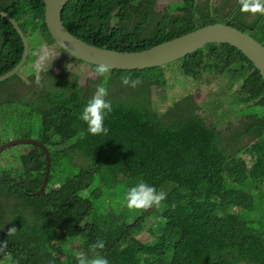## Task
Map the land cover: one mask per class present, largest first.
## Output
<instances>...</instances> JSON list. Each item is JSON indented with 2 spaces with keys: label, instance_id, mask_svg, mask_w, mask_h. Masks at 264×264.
<instances>
[{
  "label": "trees",
  "instance_id": "obj_1",
  "mask_svg": "<svg viewBox=\"0 0 264 264\" xmlns=\"http://www.w3.org/2000/svg\"><path fill=\"white\" fill-rule=\"evenodd\" d=\"M158 2L74 0L66 7L63 22L90 45L131 53L218 22L252 37L253 25L260 26L256 20L253 25L239 20L244 13L235 0H222L226 9L214 10L210 0H181L166 12L156 11ZM0 12L11 16L30 42L25 70L35 64L33 52L39 45H56L45 23L43 0H0ZM22 52L13 26L0 18V76L20 62ZM177 68L182 77L196 82L226 78L231 89L221 88L204 107L197 106L193 95L174 99L173 107L160 113L159 104L166 99L152 100V90L169 87L168 72ZM22 73L0 82V146L9 133L13 137H32L30 130L40 133L39 141L52 156V174L47 194L33 197L44 184L47 168L41 148L31 145L29 155L0 160V186L5 189L0 196L6 193L0 203V241H8L16 264H76L77 251L69 246L73 240L89 257L100 254L110 264H131L134 254L141 264H264V232L254 230L241 216L254 209L247 191L264 185V84L242 52L228 44H209L166 67L111 71L106 84L97 77L87 86H81L73 73L67 85L56 86L60 78L49 71L53 87L25 93L17 88L35 83V74L31 68L33 77L25 81L19 77ZM122 75L141 83L136 88L124 86ZM100 84L108 89L113 111L104 121L107 134L92 135L80 117ZM232 113L242 120L225 134L218 124L227 123ZM131 163L139 174H130L126 165ZM11 177L18 186L3 182ZM140 182L167 193L159 211L123 209L120 188L128 185L129 190ZM148 218L168 219L158 222H167L171 231L153 232L154 240L142 243L137 235L148 232L143 227ZM13 227L16 232L8 237ZM122 231L129 232L123 247ZM114 233L119 234L118 241L113 240ZM97 241H103L104 248L93 251L91 245ZM62 249L68 252L66 260L59 256Z\"/></svg>",
  "mask_w": 264,
  "mask_h": 264
},
{
  "label": "water",
  "instance_id": "obj_2",
  "mask_svg": "<svg viewBox=\"0 0 264 264\" xmlns=\"http://www.w3.org/2000/svg\"><path fill=\"white\" fill-rule=\"evenodd\" d=\"M74 0H43L45 6V23L48 31L55 41L56 45L68 53L75 60L97 66L106 64L110 66L111 71L134 72L146 71L174 64L182 58L198 51L209 44H228L248 58L255 69L260 73L264 84V46L248 33H245L235 27L215 23L201 27L193 32L185 34L176 39L167 41L149 50L142 52H119L107 48H99L90 45L76 37L69 31L63 22V13L66 7ZM0 18L7 20L14 28L21 39L24 52L21 60L8 73L0 76V82L5 81L16 75L28 60L30 55V46L27 37L19 26L13 21L12 17L6 13L0 12ZM19 144H32L41 148L47 159V168L45 172L44 184L41 191L34 197L44 195L47 190L52 168V159L48 147L42 142L32 138L14 139L7 141L0 146V155L9 150L10 147Z\"/></svg>",
  "mask_w": 264,
  "mask_h": 264
},
{
  "label": "rangeland",
  "instance_id": "obj_3",
  "mask_svg": "<svg viewBox=\"0 0 264 264\" xmlns=\"http://www.w3.org/2000/svg\"><path fill=\"white\" fill-rule=\"evenodd\" d=\"M181 0H159L158 4L156 5V11L160 12H166L168 9V6L172 3L180 2ZM236 4L238 3V0H235ZM210 6L211 9L214 10V8H223L226 9V7L222 6V0H210ZM244 19L239 18L241 21H248L249 24L253 25V20H256L260 23V26L253 25L252 27V34L253 37L261 40L264 42V17L260 15H251V14H244ZM21 30V29H20ZM262 43V42H261ZM30 46V42H29ZM47 48V50L50 53V59L48 61V71L42 72L41 75V83L37 84L35 83H29L26 86H20L17 88V91L20 93H25L28 90H39L46 87H53L51 85V77L49 76V71H52L54 75H58L59 84L56 86H65L68 84V82L71 80L70 75L72 73L79 77V84L80 85H88V80H97V75L95 73V70L91 69V67L87 65H79L75 61L72 60V58L68 55L63 54L60 49L54 45V46H46V45H39L33 52V55L36 56V53L40 51L42 48ZM31 49V46H30ZM31 56V53H30ZM29 58V57H28ZM36 56V60H37ZM53 60V61H52ZM174 67V66H173ZM31 68H33V65L29 66L26 70L24 67L21 68V70L18 72H24L19 77L22 80L28 81L30 78L33 77V73H31ZM24 69V70H22ZM173 71L177 73L176 75L173 74ZM17 73V74H18ZM178 68L175 70H171L168 72V85L169 87L165 89H160L159 87H154L152 90V96L151 99L155 100L156 102L160 103L164 98L166 100H163L159 104L160 113H165L170 108L173 107L174 103L173 100H180L181 98L184 99L189 95H193L195 98V102L197 106L204 107L206 106L207 102H210L212 99H214L216 96H218L219 91L221 88L231 89V86L229 85V81L226 78L221 79H208L204 78L200 81L196 82L192 79H186L182 77L179 74ZM69 74V75H68ZM211 80V84H209V81ZM234 88L238 89L240 87V82H234ZM222 96L225 97V94H222ZM225 108H228L225 105ZM200 114L206 115L205 111H200ZM37 119L35 115H33ZM213 119V117H211ZM210 118V119H211ZM242 120V117L238 113H232L229 117L227 123L225 124H218L219 129L221 131H224L225 134H229L232 130H234L236 127L240 125V122ZM245 120V119H243ZM231 124V126H230ZM34 126H38L35 123H33ZM32 125V126H33ZM34 135L32 137L26 136V135H18L16 137H13L8 135V137H5L3 141H8L10 139H24V138H32L39 140L40 139V133L35 132L33 130H30ZM246 142V140H245ZM34 150V147L31 145H21L10 148V151L8 150L2 157H0V160L8 159V161L12 160V157L14 160H17L20 154L29 155V153ZM133 158H135V155H133ZM7 162L3 164V167H6ZM78 165L79 161L76 162ZM127 168L130 170V174L135 175L136 173L139 174L137 166L135 163H131L130 165H126ZM15 167H17L15 165ZM99 171V170H97ZM95 171V172H97ZM4 174V172H3ZM2 174V175H3ZM67 175L64 176V180L66 179ZM64 182V181H63ZM128 185H123L119 190V201L123 208H125V196L128 191ZM95 188V184L92 185L90 190H93ZM247 194L251 198V202L254 204V209L252 211H247V213H243L242 219L245 221H250V226L254 230H259L261 233L264 232V185H257L255 187L250 188L247 191ZM262 213V214H260ZM132 223V222H131ZM123 235L125 236V240H120V243L122 244V247L126 244L128 241L127 237L129 235V232L122 231ZM154 234L152 233H141L140 235H137V240L141 241L142 243H149L154 240ZM163 235V234H159ZM113 240L118 241L119 240V234L114 233L113 234ZM71 249H75L77 252H84L87 254L82 247L79 246L78 242L73 240L69 244ZM89 256V254H87ZM59 256L62 260H66L68 257V252L66 250H61L59 253ZM129 259L131 260V264H134L136 261H139L137 257L134 255H130Z\"/></svg>",
  "mask_w": 264,
  "mask_h": 264
},
{
  "label": "clouds",
  "instance_id": "obj_4",
  "mask_svg": "<svg viewBox=\"0 0 264 264\" xmlns=\"http://www.w3.org/2000/svg\"><path fill=\"white\" fill-rule=\"evenodd\" d=\"M238 3L240 5L239 11L241 13L251 14V15L258 14L264 17V0H238ZM36 56L38 58L35 64L33 65V71L35 74V82L37 84H40L41 83L40 74L42 72L48 71L49 69L48 61L51 57L46 47L38 51L36 53ZM86 65L89 66L88 64ZM95 73L98 77L103 78L104 84H106L111 76V68L110 66L106 64H98L95 68ZM121 83L124 86L136 88L141 83V80L139 78H133L130 75H122ZM104 84H100L96 86L94 94L92 95L90 100L87 102L86 106L84 107L82 111L81 117H80L87 124L88 132L92 135H100V134L106 135L107 134L108 129L104 126V121H105L106 116L113 111V106L111 102L107 99L109 92H108V89L104 86ZM21 145L27 146V145H32V144H19V145L13 146L12 148L21 146ZM50 159H52V156H50ZM15 179L16 178H12V177L7 178L6 180H3V182L9 181L15 184V186H18V184L15 183ZM49 186H50V183H49ZM10 189L11 187H9V190ZM47 190H45L44 195L47 194ZM1 192H5V189L3 188V186H0V193ZM5 196H6V193L0 196V203H3L5 201ZM166 197H167L166 192L162 190L158 191L155 187L150 186L146 182H140L136 186L131 187L127 191L124 202H125V207H127L130 211H137V213L150 214L153 211H156V210L159 211L162 207H164L163 203L166 200ZM159 220L168 221V219L156 220L153 218H148V223L143 225L144 228L145 226L148 227L147 229L148 232L144 231L141 233H150V232L153 233V232H157L158 230L170 232L171 230L168 229L167 222L159 223L158 222ZM15 232H16L15 227L9 229L7 233L8 237L14 235ZM91 248L93 251H95L96 249H103L104 243L103 241H97L96 243L91 245ZM74 255L76 257V264H110L109 260L100 254H96L94 256L89 257L84 252H75ZM0 264H16V261L14 260L12 253L8 251V241H0ZM139 264H141L140 261H139Z\"/></svg>",
  "mask_w": 264,
  "mask_h": 264
},
{
  "label": "flooded vegetation",
  "instance_id": "obj_5",
  "mask_svg": "<svg viewBox=\"0 0 264 264\" xmlns=\"http://www.w3.org/2000/svg\"><path fill=\"white\" fill-rule=\"evenodd\" d=\"M76 62V61H75ZM78 64V62H76Z\"/></svg>",
  "mask_w": 264,
  "mask_h": 264
}]
</instances>
